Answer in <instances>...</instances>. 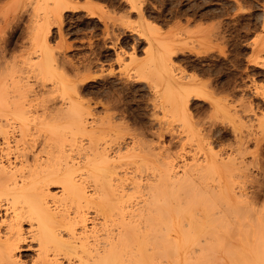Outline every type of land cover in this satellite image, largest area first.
<instances>
[{"label": "bare ground", "instance_id": "6f19581e", "mask_svg": "<svg viewBox=\"0 0 264 264\" xmlns=\"http://www.w3.org/2000/svg\"><path fill=\"white\" fill-rule=\"evenodd\" d=\"M14 2L12 1L14 5L17 4V1L16 3ZM29 2L31 1L29 0ZM234 2L235 6L233 7L236 9L234 11L240 13L244 5L241 0H234ZM255 2L260 12H258V15L253 16L254 27L258 28L262 34L259 35L258 33L250 42V46L254 56V64L264 67V0H255ZM47 3L50 5L49 2ZM37 5L39 6V4ZM52 5H54V8L50 10L46 9V5L44 6L43 4L46 12L44 9L41 13H45L44 15L40 14V12L38 13L39 10H36L39 19H36V13L31 15L35 18H33L32 34L30 33L33 40L31 42L34 44L32 53H35L37 59L30 63V67H32L31 70H36L35 73H40V76L41 74L49 75V73H53L52 70L55 68L53 65L55 55H53V52L51 53L52 49L50 50V47H48L45 26L49 25L47 22L51 18L58 19L61 17L63 9L68 7L64 0H55ZM51 7L49 6V8ZM1 11L0 15L2 14ZM40 15L43 16L40 17ZM44 23L47 25L44 26ZM214 24L207 31L205 30L204 39L208 41L211 39L226 40L225 31L222 30L220 22L218 24L215 22ZM4 25L6 26V23ZM149 27L152 28V26ZM28 29L30 30V28ZM43 29L45 33H43ZM183 30L186 32V29L183 28ZM157 47L160 50L158 49L156 56L155 54L152 57L150 56V64L148 63L149 66L147 67L149 68L148 71H153L152 73L157 77V82H160V86L162 85L161 104L164 108V114L170 113L171 116L174 115L172 117L175 119L176 116L182 118V123L180 124L182 130L179 131L184 133V136L182 137V134L178 138L180 140L183 138L191 139L196 132L194 127L196 126L198 130L197 126L204 124L201 121L202 118L201 120H192L187 112L192 98L195 96H202L203 98L204 96V99L205 97L211 98H209V104L214 112L211 113L216 115L219 113L220 118L223 117L224 121L226 117L229 120V125L230 121L232 122L234 141L228 148L226 147L227 149L222 147L218 151H213V147L210 146L212 142L206 141L212 136L213 129L208 128L207 130L205 128L203 133L199 129L198 131L202 135L198 137L196 146L194 147L193 145L189 149H185V146L181 145V148H183L176 155L175 153L171 155L170 152L166 151L165 154L161 153L163 155L157 154L158 151L155 150V153L152 148L144 146V143L140 144L135 141L133 147L130 146L129 148H133L137 152L126 155L129 157L134 155L138 158H136L138 164L134 165L136 168L133 166L135 171L133 168L131 169L133 170L131 171L132 176L129 170H127L128 172L126 171L129 163L124 162L126 169L122 168V166L125 168V165H121L123 162L119 163V161L121 162L119 159H125L124 153L127 154L132 149L128 151V148H126L128 152L121 153L123 155L121 156L118 152H120L122 147L118 146L116 151L114 149L115 154L108 151L106 144L101 145V139L96 138L97 135L93 132L94 130L90 131L87 128V115L90 114V110L83 106L82 103L78 105L80 103L79 100L77 103L73 96L67 94L68 90L66 88L68 87H66L65 83L58 79L53 84L54 86L52 85L53 87L50 86L51 90L48 89L50 93H59H57L58 103L56 99L49 98V96L43 97V95H40L41 97L38 98V92L34 93L33 91L31 94L33 87L28 77L21 76L23 75L21 72V75L19 73L18 75L16 74L18 70L14 67L16 66L14 65L15 63L10 66L6 62L7 60L2 62L0 59V131L2 132L0 134L3 135L2 141L4 143V146L2 143V145L0 144V150L11 148L9 145L11 141H8L7 136L9 130L5 127H14L12 125L15 123L19 132L18 137L12 140L15 147L12 146L15 149L12 153L13 156L11 154L13 159L5 155L8 151L2 152L7 157L6 161H2V156L0 155V211L3 212L0 222L4 223V230H0V264H264V206L257 207V204L254 203L258 202L257 195H259L260 191L257 192V195L254 192L253 196H246L242 190H236L237 187H240L246 181L247 174L242 171L247 168L248 163H254L253 166L257 165V170L262 177L253 180V182L257 185L258 190H264V162H261L255 154H252L254 151H249V154L252 152L250 156L252 158L248 163V159H245L248 153L247 143L252 139L250 140L249 136L251 133H247L248 130L244 129L246 124L244 117L247 116L246 112L253 109L250 105L244 103L236 104V100H228L226 95L222 99L213 97V94L216 95L227 90L228 83L227 85H221V83L220 86H213L210 81H207L208 79L201 81V79L198 80L197 75L179 74V71L176 72L172 54L177 52L172 49V41L167 34L159 38ZM153 52L152 50L151 54ZM202 53L204 55L207 52L204 49ZM27 59L29 61L32 60L30 57ZM29 61L25 59V62ZM3 69L6 71H3ZM145 69L147 71V68ZM135 72L137 73V71ZM139 72L136 75H139ZM143 74L141 73L140 75L143 76ZM51 75L53 78V74ZM41 78L43 79V76ZM41 78L40 80L45 82L46 79L42 80ZM75 83L72 85L73 87ZM42 84L44 85L45 83ZM43 85L41 87H45ZM210 86H213V89L210 88L211 90L208 91L207 87L209 88ZM44 92L47 91L45 90ZM161 95L159 96L161 97ZM53 97L56 98V95H53ZM37 104L40 108L39 113L37 112L38 107L36 108ZM104 108L108 110L110 106H105ZM207 113L209 114V112ZM33 114L36 116L31 120L30 117ZM208 116H211V114ZM255 119L258 121L256 124L259 127L258 134L255 133L258 136L260 135L259 137H264V115L260 119L259 117ZM29 121H32V123ZM98 122L96 121V124ZM209 122L214 125L216 121L214 123L212 121ZM210 124L207 125L210 126ZM89 126L91 125L89 124ZM181 127L179 126V128ZM65 128H68L67 130L70 128L69 131L72 128L71 132L75 135L76 133H80L81 136L89 135L87 144H82L80 141L75 143V138L67 139L70 143L73 141L72 145L75 144V149L77 148L75 151L77 153L76 157L72 156L71 151L74 150L72 146L67 147L69 149L65 147L69 144L66 145V139H63ZM12 129L15 130V127ZM35 132H38L39 135L35 134ZM74 134H71L70 137ZM212 134L213 136L215 135L214 132ZM259 137L254 135L255 144L253 145H256V147L259 146L257 139ZM105 138L103 137L102 139L105 140ZM202 140L206 141L208 146H204L205 142L203 145ZM190 145L192 144L190 143ZM223 151L226 152V155L222 157ZM183 157L185 159H182L180 164L178 162L179 165L177 166L176 158H180L181 161ZM186 157L190 159L187 160ZM132 158L134 160V157ZM116 160H119L118 163L121 166L118 165ZM119 168L124 171L119 170ZM177 168H180V170ZM140 173L145 174V176ZM243 178H245L244 182ZM54 184L60 185V195L57 193L55 196V193H51L50 187ZM236 185L237 187L235 188L234 186ZM137 192H139V196L142 193L138 201L137 199L134 200L135 197H139L136 196ZM90 207L95 210L93 214L89 213ZM97 215L102 216L101 221H97ZM114 216L116 217L115 219ZM23 223L28 224L27 230H24ZM28 251H35V253L33 252L35 255H31V258L26 259L25 253H28Z\"/></svg>", "mask_w": 264, "mask_h": 264}, {"label": "rangeland", "instance_id": "374dc122", "mask_svg": "<svg viewBox=\"0 0 264 264\" xmlns=\"http://www.w3.org/2000/svg\"><path fill=\"white\" fill-rule=\"evenodd\" d=\"M12 1L13 2L15 1L14 3H16V1H17V4L14 5L12 3ZM30 1L31 2H29V0H20L19 2H18V0H0V9L2 10V11L0 10L2 13L0 15V26L2 25L0 27V33H1L0 34V59L2 60V62L7 60L6 62L10 66H12L15 63L14 65H16V66H14V67H16V69L18 70V72L16 74L17 75H18V73H19V75L23 74L21 76H25V78L28 77V80L31 83V86L34 89V90L32 89L31 94L33 93V91H34V93L38 92V94H39V95H37L38 98L41 97L40 95H43V97L49 96V98L56 99V101L58 103V99H57L58 98V95H57L58 92L57 93L56 92L50 93V92H48L49 91L48 89L51 90V87L54 86L53 84L55 83V81H58V79H59V81H62V83H65L66 87L69 88V89L66 88L68 90L67 94H70L71 96H73L74 100H77L76 101L77 103L79 100L80 103H78V105H80L82 103L83 106L87 107L90 110V114L87 115L88 116L87 117L88 123H86L87 128L90 131L94 130L93 132L97 135L96 138L101 139V141H100V139H98L101 142L100 144L101 145L106 144L105 146L108 148V151L110 153H112V152L115 153L114 149L116 151L118 146H120L123 148V149L121 148L120 152H118L120 155H121V153L123 154L124 152H128L129 149H132V151H130L129 153H127V154L124 153L125 156L131 155L134 152H137L133 148H129L130 146L133 147V143L136 141L137 143H140V144L144 143L143 145L144 146L146 145V147L148 146V147L152 148L155 153H156V151H158L157 154H159V153L165 154L166 152H170L171 155H173L174 153L176 155L178 152H181V149L184 146H185L184 147L185 149H189V147H191L193 145L195 147L197 142H198V137H200L202 135L201 133L204 132L203 129H205V128H207V130H208V128L213 129L212 133L214 132V134H215L213 136V134L211 133L212 136H210L208 139H206V141L209 140L212 142V144H210V146L213 147V149H214L213 151H218L222 147L228 148L229 145L231 143H233V141H234V133H233L234 131L232 128V122L230 121V125H229V122H228L229 120L226 119V117H225V121H224V119H222L223 117L220 118L219 113L217 115L213 114L214 112L211 109L210 104H209L211 98L209 97L210 98L209 99L208 97H205V99H204V96H203V98H202V96H200V97L195 96L194 98H192V100L189 103L190 108L188 109L187 112L190 114V118L192 120H201V118H202V120H201L202 123L205 124L207 122L206 125L201 124L200 126L199 125L197 126L201 130V133H199V131H198L199 129L197 130L196 126L194 127L196 132L194 134V137H192V138H194L193 140H191L192 138L189 140L185 139V138H183L182 140L179 139L182 134H183L182 137L184 136V133H180V131L182 130V127L180 125L182 123V118H180V116L179 117L176 116V119H175L174 117H172L174 115L171 116L169 112H168L169 114H167V115L164 114V112H163L164 108L161 104V102H162V95H161L162 94L161 93L162 92V85L160 86V82H157L158 81L157 77H155V75L152 73L153 71L151 72L149 70L150 71L149 72L148 71L149 68L147 67L150 64V62H149L150 56L152 57V56H154V54L156 56L158 54V49L160 50V48L157 47V41L163 35L167 34L169 36V39H171V41H172V46H173L172 49L174 51L176 50V52H177V53L172 54V58H173L172 60L175 64V67L177 70L176 72L179 71L178 72L179 74L197 75L198 80L201 79V81H205L208 79L207 81H210L213 86H220L221 83H222L221 85H227V83H228V85H227L228 89L224 90L225 92L222 91L221 93H218L216 95L213 94V97L218 98V99H220V98L222 99V97L227 96L228 100H234V101L236 100L237 101V102H235L236 104L244 103V104L250 105V107H252L253 110L246 112L247 116L244 117V121H246V124H247V125L245 124V126L248 127L251 123V125L248 128L244 126V129L248 130L247 133L248 132L251 133V134H249V136H250V140L252 139L250 142L247 143V152L248 153L246 154L245 159L246 160L248 159L247 160V163H248L252 158V157H250L251 153L254 151V153H252V154H255L256 157L259 158V160H261V162H264V152H262L264 150H261V149H264V137H259L260 135L259 136L257 135L258 131H259L258 130L259 127H257L256 123L258 121H257V119H255L256 117L257 118L259 117V119H260V117H262V115H264V67H260L256 64H254V61H253L254 56H253L251 46H250V42L255 38V36L258 35V33H259V35L262 34L258 28L254 27L253 16L258 15V12H260V10L257 9L258 5L255 2V0H243V1L241 0V3L244 5V6L242 5L243 6L242 11L243 10H245V11H243V12L240 11V13L235 12L236 9H235V7H233V6H235L234 0H224V1L223 0L222 1L221 0H133V1L132 0H64V2L67 4L68 7L66 9H63L62 16L59 18L57 17L58 19L51 18L47 22V24H49L50 26L47 25L46 23H44V26L45 25H47V26H45L46 27L45 28L46 33L44 32V29H43V33H45V35L47 36V41H48V45H49L48 47H50V50L52 49L51 53L53 52V55H55V58L57 57L56 59L54 58V64L53 65L55 66V68L53 66L54 70H52L53 73H49L50 76L48 74H43V75L41 74V76H40V73L39 74L35 73L36 70L35 71L31 70L32 67H30L31 66L30 63H33L37 59V56L35 55V53H32V50L34 49V47H33L34 44H32L33 40H32L30 35L32 34L31 29H32V25L34 23L33 22L34 16H31V15H34V13H36L37 14V16L35 14V16L37 17L36 19H39L38 13L40 12V14H43V15L45 14V13H41L45 9V7H44L45 5H46V9L48 8V9L52 10L54 8V5H52V4L55 3V0H53V1L52 0H38V1L30 0ZM47 2H49L50 5H48ZM232 2H234V3H232ZM10 3H12V4L10 5ZM37 4H39V6ZM43 4H44V6H43ZM9 5H10V7H9ZM72 5H73V7H72ZM34 6L36 7L35 10H34V8H35ZM49 6L50 7L52 6V7L49 8ZM31 7H33V8H31ZM3 8H5V9H3ZM46 9L44 10L45 12H46ZM36 10L37 11L39 10L38 13L36 12ZM13 11H14V13H13ZM5 12H6V14L4 15ZM43 15H40V17H42ZM2 17H4V18H2ZM31 19H32V21H31ZM214 19H217V20H214ZM55 20H56V22H55ZM177 21H179V22H177ZM217 21L220 22V25L222 26V30L225 31L224 32V34L226 35L225 38H227V39L224 41L223 40L222 41L221 40H215V39H211L210 41L205 40L204 34L206 33L207 29H209L211 26L215 25L214 24L215 22H216V24H218ZM5 23H6V26L4 25ZM25 23H28V24H25ZM153 24H154V26H153ZM201 24H202V26H200ZM148 25L152 26V28L149 27ZM48 27H49V30H48ZM28 28H30V30ZM183 28L186 29V32L183 30ZM57 29H58V31H57ZM143 29L145 32L143 31ZM243 29H245V30H243ZM201 30H203V31H201ZM117 36H118V38H117ZM149 38H151V39H149ZM182 39H183V42H182ZM31 40H32V42H31ZM148 41L149 42L151 41L154 44H152L151 42L149 43ZM68 45H69V47H68ZM132 45H134V46H132ZM221 45H222V48H221ZM223 46H225V47H223ZM32 47H33V49H32ZM56 47H57V49H56ZM149 47H150V49H149ZM114 48H115V50H114ZM54 49H56V50H54ZM204 49L206 50L207 53H205L203 55L202 51ZM152 50L154 51L153 54H151ZM222 53H224V54H222ZM27 55H29V56H27ZM28 57L32 58V60H30L31 62L29 61V59H27ZM88 58H89V60H88ZM92 58H93V60H92ZM129 58L132 60H130ZM25 59H26V61H29V62H25ZM66 60H67V62H66ZM22 61L24 64L22 63ZM193 63L196 66H194ZM25 64H26V66H25ZM237 64H239V65H237ZM17 65L19 66V69H18ZM20 65H21L22 69H21ZM28 65H29L30 69H29ZM58 65H60V66L62 65L61 66L62 70L60 69V66H58ZM88 65H90V66L88 67ZM126 65H127V67H126ZM58 67H59V69L57 70ZM144 67L147 68V71ZM141 68L143 69V72H142ZM64 70L66 71V73ZM139 70H140V72H139ZM239 70H240V72H239ZM3 71H6V70L3 69ZM25 71L28 72L29 74L26 73ZM31 71H33V72H31ZM55 71L57 73L58 72L59 73L57 74ZM135 71H137V73ZM20 72H21V74H20ZM138 72H139V75H136V74H138ZM82 73H84V75H82ZM141 73L142 74L144 73L143 76L140 75ZM51 74H53V78L51 77L52 76ZM44 75H46V76L44 77ZM58 75L59 76L62 75V76L59 77ZM148 75H150V76H148ZM208 75H209V78H208ZM42 76H43V79L41 78ZM40 78L42 80L46 79L45 82L41 81ZM51 78H52V80H51ZM81 78H83V79H81ZM226 79H228V80H226ZM63 80H65V81H63ZM32 82L34 83V85ZM40 82H41V84L45 83L44 85L42 84L45 87H41L42 85L39 84ZM74 83H75V86L73 87L72 85ZM233 84H234V86H233ZM157 85H158V87H157ZM213 86L212 87L210 86L209 88L207 87V90L209 89L208 91H210L211 90L210 88L213 89ZM233 87H235V88H233ZM73 89H74V91H72ZM45 90L49 94L47 92H44ZM231 90H232V92H231ZM40 93H42V94H40ZM228 93H229V95H228ZM52 94L54 96L56 95V98L53 97ZM159 95H161V97ZM84 101H86V102H84ZM104 105L107 107L110 106V109L106 110L104 108L105 107ZM38 106L39 105L37 104L36 108ZM112 109H113V111H112ZM157 110H158V112H157ZM254 110H255V112H254ZM39 111H40V108L38 107L37 112L39 113ZM194 112H196V113H194ZM207 112H209V114ZM211 112H213V113H211ZM38 113H36V114H38ZM34 114L30 117L31 120L33 117L36 116ZM191 114H193V115H191ZM210 114H211V116H208ZM163 115H165V116H163ZM193 116H196V117H193ZM206 116H207V118H206ZM119 117H121V118H119ZM168 117H170V118H168ZM216 117H218L220 119H218ZM253 118H254V120H253ZM172 119H173V121H172ZM96 121L97 122L101 121V122L100 123L98 122L96 124ZM209 121H212L213 123L215 121L216 122L214 123V125H211ZM29 122L32 123V121H29ZM105 122H106V124H105ZM107 123H109V124L107 125ZM89 124L91 126H89ZM207 124H210V126ZM15 125H16L15 123L12 125L15 127V130L12 129L14 127H11V126L5 127L6 129L9 130L7 132V136H8V141H11L9 143L11 148H9L7 150L5 148L2 151L0 150V152H1L0 155L2 156V159H1L2 161H6L7 157H5L3 155V153H5L7 151L9 152V153L7 152V154H9V155H7V154H5V155L10 157L11 159H13L12 153L14 152L15 147H14V143H12V140L14 138H17L18 134H19V132L17 130V126H15ZM178 125L181 128H179ZM203 126H205V127H203ZM114 127H116V128H114ZM213 127H215V128H213ZM69 130H70V128H69ZM69 130H67L66 132L63 131V133H64L63 139H66V142H67L66 145L68 143L71 144V145L68 144L65 147H66V149H69L67 147L72 146V148H74V150L71 151L72 156L74 155L76 157L77 153L75 151L77 148L75 149V147H76V146H74L75 144L72 145L73 141L70 143L67 141V139L70 140V138H73V139L75 138L76 139V140L74 139L75 143L77 141H80L82 144H87V141H88L87 139L89 138V135L87 136L85 134L86 137H85V135L81 136L80 133H76V135H75L74 133L71 132L72 128H71V131H69ZM69 132L71 134H74V135H72L70 137L71 134ZM73 132H74V130H73ZM172 132H174V133H172ZM36 133H37V135H39L38 132H35V134ZM177 133H178V135H177ZM106 134H108V135H106ZM119 135H120V137H119ZM216 135H218V136H216ZM254 135H255V137H259L257 139L259 141L260 147L259 146L256 147V145H253V144H255ZM2 136L3 135L0 134V144L2 143L4 146V143L2 141V138H3ZM223 136H224V138H223ZM35 137H38V136H35ZM103 137L104 138L106 137L105 140L102 139ZM203 139H205V138H203ZM114 140H116V141H114ZM140 140L141 141L143 140V142H141ZM186 140H187V142H186ZM4 141H5V139H4ZM85 141H86V143H85ZM151 141H154V142H151ZM189 141H193V142H189ZM206 141L202 140L203 145L205 142L204 146H208V145H206L207 144ZM116 142H118V143H116ZM145 142H146V144H145ZM147 143H148V145H147ZM190 143L192 145H190ZM156 144H157V146H156ZM110 145H112V146H110ZM161 145H163V146L160 147ZM181 145L183 146L182 148H181ZM164 147H165V149H164ZM109 148H110V150H109ZM126 148H128V151ZM258 150H259V152H258ZM249 151H252V152L249 154ZM71 152L69 151L70 154H71ZM222 153H223L222 157L226 155L225 154L226 152L223 151ZM11 154H12V156H11ZM161 155H163V154H161ZM121 156H123V155H121ZM126 157H125V159L120 157L121 159H119V160H121V162L119 160L118 161L120 164L123 162V164H121V165H125V168H124V166H122L123 169H126L125 163H129V165H130V163L132 162V164H131L132 166L130 165L131 168L128 165L127 166L128 168L126 169V171L129 170V172L131 174V171H133L136 168V166H134V165L138 164V161L136 160L137 157L134 155H132L131 157H129V156H126ZM132 157H134V160ZM182 159H185V157L181 158V161H180V158L179 159L176 158L177 162L176 161L175 162L177 163V166L180 163H182ZM186 159L189 160L190 158L186 157ZM118 161H117V163H118ZM178 162H179V164H178ZM119 163H118V165H120ZM253 165H254V163H248L247 164V168H245L244 171H242L243 173L247 174L246 175L247 176L246 181L244 182L245 178H243L244 183H242V184L240 183L241 184L240 187H237V185L234 187L235 188L237 187L236 190H242V192L245 193L246 196L247 195L251 196L254 192L257 195V192L260 191L259 195H257L258 196L257 197L258 202H254V203L257 204L256 205L257 207L258 206L261 207V206H264V205H262V204H264V201H262V200H264V190H258L257 189L258 187L253 182V180L260 179L262 177V175L258 172L257 167H256L257 165L256 166H253ZM133 166L135 168H133ZM132 168H133V170H131ZM123 169L119 168V170H121V171H124ZM177 169L180 170V168H177ZM133 174H135V172H133ZM140 174L142 176H145V174L143 175V173H140ZM131 176H132V174H131ZM59 189H60V185H57V184L51 185V187H50L51 193H55V196L57 193L60 195ZM250 190H252V191H250ZM60 192H61V190H60ZM140 195L142 196V193H140ZM136 196H139V192H137ZM141 196H139L137 198L135 197L134 200L137 199V201H138V199L141 198ZM257 199H256V201H257ZM91 209H92V207L89 208V213L93 214L95 210L94 209L91 210ZM1 212L2 211H0V219H2V216H3L2 215L3 212L2 213ZM100 215H97L98 216L97 221L102 220L101 219L102 216H100ZM115 218L116 217L114 216V219ZM3 225H4V223H1L0 228ZM22 226L25 227V228L23 227L24 230L28 229L27 223L26 224L23 223ZM2 228L0 230L3 231L4 226ZM33 252L35 253V251H30V252L28 251V253L26 252L25 253L26 259L31 258V255L34 256L35 254ZM225 260H227V259H225ZM226 262H228V260Z\"/></svg>", "mask_w": 264, "mask_h": 264}]
</instances>
